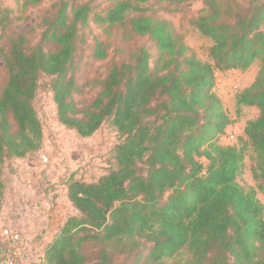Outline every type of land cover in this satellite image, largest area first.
<instances>
[{
	"label": "trees",
	"instance_id": "obj_1",
	"mask_svg": "<svg viewBox=\"0 0 264 264\" xmlns=\"http://www.w3.org/2000/svg\"><path fill=\"white\" fill-rule=\"evenodd\" d=\"M95 1L69 10L61 2L41 35L55 51H44L41 43L27 46L23 34L1 50L0 210L5 161L42 147L34 99L45 76L60 125L88 138L110 122L120 140L107 172L93 181L73 174L65 181L76 215L57 229L40 264H136L142 242L151 244L145 259L153 264H264V205L255 189L237 182L249 147L251 177L264 188V0H201L205 8L192 23L213 43L211 63L190 54L169 22L144 16L153 4H174L171 11H178L196 0L116 3L98 20L148 37L158 57L152 66L140 48L131 61L112 64L93 101L78 110L69 72L79 28L88 24ZM101 46L94 54L104 60ZM255 60L257 75L236 95L235 106L255 108L257 116L245 122L241 147L221 146L217 141L232 122L214 92L215 72L245 71ZM116 256H125L124 262L115 263Z\"/></svg>",
	"mask_w": 264,
	"mask_h": 264
},
{
	"label": "rangeland",
	"instance_id": "obj_2",
	"mask_svg": "<svg viewBox=\"0 0 264 264\" xmlns=\"http://www.w3.org/2000/svg\"><path fill=\"white\" fill-rule=\"evenodd\" d=\"M64 1L69 3V10L70 5L85 0H40L36 4L28 0H0V20L3 26L0 29V92L6 79L1 50L7 49L12 36L23 34L27 46L41 43L44 51H55L57 46L49 41H41V35ZM120 1L125 0H96L92 4L88 24L79 28V42L69 72L75 85L73 99L78 110L93 101L112 64L131 61L132 54L140 48L149 53L152 66L158 57L155 44L148 37L131 35L124 29L109 27L98 20L105 17L107 11ZM126 1L134 4L135 0ZM237 1L246 5L250 0ZM148 2L153 3V0ZM174 7V4L167 6L164 2L153 4L144 16L169 22L190 54L201 62L211 63L209 53L213 43L202 36L192 23L205 8L201 0L184 4L178 11H171ZM136 15L127 14L128 17ZM97 43H101L106 53L104 60L97 59L94 54ZM259 67L260 62L255 60L245 71L215 72L214 92L232 122L219 137L217 144L236 147L243 145L240 136L245 122L256 118L257 110L242 107L238 111L235 97L252 84ZM49 85L50 78L43 76L34 99L43 132L40 151L22 159H8L3 165L5 191L0 210V264H3L5 254V246L1 243L4 229L20 233L21 241L13 249H24L26 257L38 253L40 246L44 253L46 242L56 236L63 222L76 215L66 198L67 178L73 174L76 178L93 181L113 167L111 155L120 138L112 124L105 122L88 138H81L74 131L66 129L57 121ZM251 166V150L245 147L243 167L237 182L246 189H255L258 201L264 205V188L258 189L253 181ZM150 246L142 242L143 251L136 264H153L145 259ZM124 260L125 256L115 257V263ZM174 260L169 259L165 264Z\"/></svg>",
	"mask_w": 264,
	"mask_h": 264
},
{
	"label": "built area",
	"instance_id": "obj_3",
	"mask_svg": "<svg viewBox=\"0 0 264 264\" xmlns=\"http://www.w3.org/2000/svg\"><path fill=\"white\" fill-rule=\"evenodd\" d=\"M2 243L5 245V254L3 264H40L43 261V254L36 259H29L23 253L24 249L16 248L21 241V235L19 232H14L8 229H4L1 233Z\"/></svg>",
	"mask_w": 264,
	"mask_h": 264
},
{
	"label": "crops",
	"instance_id": "obj_4",
	"mask_svg": "<svg viewBox=\"0 0 264 264\" xmlns=\"http://www.w3.org/2000/svg\"><path fill=\"white\" fill-rule=\"evenodd\" d=\"M52 240V239H51ZM51 240H48L47 242H46V245L51 241ZM45 247V246H44ZM42 249H43V247H41L40 246V251L38 252V253H31L30 254V256L28 257L29 259H36L38 256H40V255H42L43 253V251H42Z\"/></svg>",
	"mask_w": 264,
	"mask_h": 264
}]
</instances>
